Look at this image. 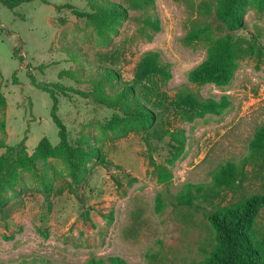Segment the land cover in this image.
Masks as SVG:
<instances>
[{
	"label": "rangeland",
	"instance_id": "374dc122",
	"mask_svg": "<svg viewBox=\"0 0 264 264\" xmlns=\"http://www.w3.org/2000/svg\"><path fill=\"white\" fill-rule=\"evenodd\" d=\"M46 1H24L13 10L0 3V142L15 146L24 140L29 155L43 139L52 146L59 142L50 95L35 87L32 77L36 83L66 89L55 93L69 142L100 150L111 165L85 162L77 183L60 158L46 157L34 169H20L6 194L9 218H0V264L205 260L215 244L207 220L188 208H173L171 200L186 184H208L219 166L247 155L254 131L264 123V60L241 57L233 78L223 86L188 83L189 71L205 60L210 41L224 34L213 17L214 0H154L153 14L161 28L150 40L133 20L138 13L130 12V19L111 30L98 29L70 9L55 8L68 4L89 12V0ZM240 1L246 28L234 35H255L264 45V3ZM204 21L212 22L213 32L186 43L187 32ZM148 51L158 53L169 67L164 91L170 96L187 86L201 98H226L229 103L220 114L190 122L175 113L168 116L164 127L185 136L183 153L173 164L166 160L168 137L152 139L150 128L138 132L119 111L79 94L92 91L100 67L112 68L123 83L130 82L136 63ZM4 151L0 148V155ZM149 157L171 170L168 185L157 182ZM246 169L243 193L264 192V171ZM159 193L164 206L157 212ZM257 227L263 236L264 209Z\"/></svg>",
	"mask_w": 264,
	"mask_h": 264
},
{
	"label": "trees",
	"instance_id": "16d2710c",
	"mask_svg": "<svg viewBox=\"0 0 264 264\" xmlns=\"http://www.w3.org/2000/svg\"><path fill=\"white\" fill-rule=\"evenodd\" d=\"M24 1L31 0H0V3L13 10ZM214 2L216 7L213 17L222 25L221 31L224 34L210 41L205 60L187 75L188 83L198 87L228 84L238 67L239 59L243 56L264 60V45L258 36L251 35L249 39H244L234 35L237 30L246 28L241 1ZM260 2L264 3V0ZM89 4V12H79L68 4L55 8L70 9L78 18H84L98 29L108 30H111L113 25L130 19V12L138 13L133 20L141 35L150 40L160 31V21L153 14L154 0H89ZM213 29L212 22L204 21L187 32L185 41L189 44L201 41L207 38ZM169 79L168 65L161 62L158 53L148 51L136 63L130 82L123 83L114 69L100 67L92 82V91L79 94L119 111L134 123L132 128L138 132L150 128L147 135L152 139L162 141L168 137L169 151L166 160L167 163L173 164L183 153L185 136L181 130L170 131L164 127L168 116L175 113L190 122L207 114H220L229 103L226 98L220 101L201 98L187 86L180 87L170 96L164 91L165 83ZM31 80L35 87L50 95V115L58 129L59 142L52 146L43 139L32 155L27 153L24 140L15 146L0 142V148L5 149L0 155V218L3 220L9 218L6 194L13 190L20 169H34L36 162L46 157L60 158L69 168L73 181L77 183L84 171L85 162L94 160L104 168L111 165L100 150L91 147L85 149L69 142L66 126L57 114L58 99L55 93L57 90L64 94L66 89L58 84L36 83L32 77ZM147 144L149 145L148 140ZM149 164L159 184L168 185L171 182L173 175L170 169L156 164L151 157ZM248 166H253L260 172L264 171V123L254 131L249 141L248 153L243 159L219 166L212 172L210 183L186 184L183 192L172 197L173 208H188L201 214L214 233L215 244L211 252L205 260L194 264H264V235L261 236L257 227L258 218L264 209V192L247 195L243 193ZM229 195L230 199L226 200ZM163 206L164 198L159 193L155 199V210L160 212Z\"/></svg>",
	"mask_w": 264,
	"mask_h": 264
}]
</instances>
